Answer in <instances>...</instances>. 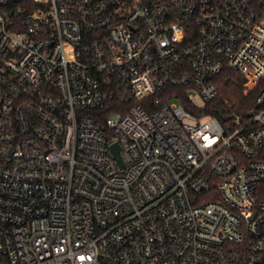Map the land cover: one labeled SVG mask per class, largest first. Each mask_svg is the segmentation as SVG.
I'll return each instance as SVG.
<instances>
[{
	"label": "built area",
	"instance_id": "2783aa9c",
	"mask_svg": "<svg viewBox=\"0 0 264 264\" xmlns=\"http://www.w3.org/2000/svg\"><path fill=\"white\" fill-rule=\"evenodd\" d=\"M0 264H264V0H0Z\"/></svg>",
	"mask_w": 264,
	"mask_h": 264
},
{
	"label": "trees",
	"instance_id": "16d2710c",
	"mask_svg": "<svg viewBox=\"0 0 264 264\" xmlns=\"http://www.w3.org/2000/svg\"><path fill=\"white\" fill-rule=\"evenodd\" d=\"M245 83L246 79L235 71H226L217 77L219 95L206 106V113L225 124L232 114L243 113L251 107L257 91L253 90L245 96L243 93Z\"/></svg>",
	"mask_w": 264,
	"mask_h": 264
},
{
	"label": "water",
	"instance_id": "95a60500",
	"mask_svg": "<svg viewBox=\"0 0 264 264\" xmlns=\"http://www.w3.org/2000/svg\"><path fill=\"white\" fill-rule=\"evenodd\" d=\"M112 152H113L114 156L116 157L117 161L119 162V164L122 166L123 165V162L121 160V157H120V149H119V146L117 144H115L112 147Z\"/></svg>",
	"mask_w": 264,
	"mask_h": 264
},
{
	"label": "rangeland",
	"instance_id": "374dc122",
	"mask_svg": "<svg viewBox=\"0 0 264 264\" xmlns=\"http://www.w3.org/2000/svg\"><path fill=\"white\" fill-rule=\"evenodd\" d=\"M244 89H245V84H244ZM243 93H244V90H243Z\"/></svg>",
	"mask_w": 264,
	"mask_h": 264
}]
</instances>
